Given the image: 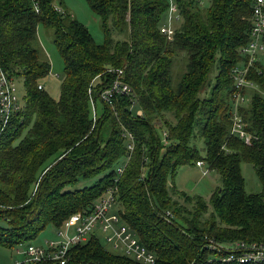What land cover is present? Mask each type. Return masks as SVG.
Returning <instances> with one entry per match:
<instances>
[{
    "label": "trees",
    "instance_id": "16d2710c",
    "mask_svg": "<svg viewBox=\"0 0 264 264\" xmlns=\"http://www.w3.org/2000/svg\"><path fill=\"white\" fill-rule=\"evenodd\" d=\"M84 1L102 44L61 0H0V69L24 91L21 112L0 129V247L24 251L114 189L108 215L153 264H236L224 261L233 244L264 245V67L243 51L254 0H172L173 13L168 0ZM39 27L63 65L58 99L42 87L50 65ZM116 77L129 93H112L108 105L101 93ZM236 122L248 144L232 132ZM197 162L219 177L208 202L172 183ZM241 164L258 192L245 191ZM107 236L87 232L63 264H139Z\"/></svg>",
    "mask_w": 264,
    "mask_h": 264
},
{
    "label": "built area",
    "instance_id": "2783aa9c",
    "mask_svg": "<svg viewBox=\"0 0 264 264\" xmlns=\"http://www.w3.org/2000/svg\"><path fill=\"white\" fill-rule=\"evenodd\" d=\"M169 12L173 13L176 9L172 0H168ZM249 42L243 51L249 53L252 60L258 52L264 51V0H254L252 5L251 26L249 31ZM160 33L165 34L167 39H170L169 31L165 28L160 29ZM235 90H240L245 84L239 76L234 75ZM41 90L40 87H38ZM107 90L101 93V99L110 105L112 93L128 94L129 90L122 85L116 77L112 84L106 88ZM241 99H238V94L235 96V106L239 105ZM22 110L20 100L17 95V90L14 81L10 79L0 69V129L5 127L9 120L19 114ZM240 123L236 122L232 128L233 133H238L239 138H242L245 144H248V137L244 136L243 132L239 131ZM128 152L132 150V143L126 148ZM201 163L197 162L196 167H200ZM121 173L120 170L117 171ZM114 189H109L97 203L94 205L91 213L87 215L75 214L68 218L63 224L56 237L57 242L46 243L43 248L27 246L21 252L24 255L22 262H14L13 264H28L41 262H58L63 264L65 261L67 250L84 238L87 232L93 229H98L100 232L106 233L107 241L119 239L124 248L125 254L133 258L139 264H153V256L146 253L145 250L139 247L136 242L129 239L128 235L122 236L124 229L117 226V218L113 215H108L109 209L114 203ZM170 218L169 214H166ZM210 249H216L211 243H207ZM57 245L56 249L54 246ZM228 254L224 259L228 263L236 264H264V245L261 244H244L235 243L229 249Z\"/></svg>",
    "mask_w": 264,
    "mask_h": 264
},
{
    "label": "rangeland",
    "instance_id": "374dc122",
    "mask_svg": "<svg viewBox=\"0 0 264 264\" xmlns=\"http://www.w3.org/2000/svg\"><path fill=\"white\" fill-rule=\"evenodd\" d=\"M197 1L201 6L206 7L209 0H191ZM62 12L67 13L79 24L86 28L90 36L94 39L95 43L102 44L103 39L99 31L98 19L93 15L85 4L84 0H61L60 6ZM174 27L178 26L179 22H170ZM163 24H166V18H164ZM37 38L39 50L43 55H46L48 63L50 65V74L42 81V87H45L46 93L53 99H58L60 93V85L63 79V65L60 57L58 56L55 48L49 43L46 38L44 30L39 27L37 29ZM257 58L260 59V64L264 67V52H258ZM17 95L22 103V97L24 95L23 85L20 79L14 81ZM132 118L140 116V109L136 104H133L129 108ZM159 136V133H158ZM160 143L163 144L160 139ZM202 153H200V156ZM241 175L244 179V188L248 193H255L260 190V184L255 176V173L250 165L241 164ZM174 188L181 193L188 196H196L202 198L208 202L209 198L214 194L219 187V177L216 173L205 170L202 165L198 167H182L176 170L173 177ZM115 209H111V213H114ZM58 230H55L52 226H48L45 230L37 236V239L30 242L31 246L44 247L46 243L56 241V234ZM98 241L102 244V237L97 234ZM23 247L17 248V250H9L0 247V264H11L14 259H18L16 252L22 251ZM121 254V253H119Z\"/></svg>",
    "mask_w": 264,
    "mask_h": 264
}]
</instances>
